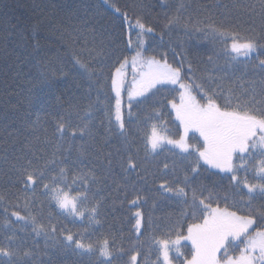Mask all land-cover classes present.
I'll use <instances>...</instances> for the list:
<instances>
[{"label":"snow or ice","instance_id":"snow-or-ice-1","mask_svg":"<svg viewBox=\"0 0 264 264\" xmlns=\"http://www.w3.org/2000/svg\"><path fill=\"white\" fill-rule=\"evenodd\" d=\"M220 7L225 14L224 20L219 24L209 23L207 31L199 27L195 30L223 38L226 64L235 62L247 66L250 60L257 62L254 69H258L259 79L247 80V86L240 84L237 88L228 85L223 76L212 74L197 82L191 76L182 75V64L173 67L166 59L162 61L155 56H146L142 37L154 33V28L139 19L135 24L139 31L134 54L130 58L123 56L118 59L109 74L105 75L103 69L97 73L77 59L76 63L90 81L89 91H96L95 101L84 110L90 119L80 117V122L76 124L70 120H58L54 129L58 142L47 159L36 155L30 144L25 145L31 158L28 154L16 156L12 164L22 177L24 189H30L33 197L38 190H42L41 194L62 213L100 225L105 197L96 198L92 187H95L96 193L102 192L103 182L112 175L115 165L120 168L125 180L135 175L145 184L149 182L148 175L155 177L160 173L167 176L171 173L176 176L175 182L165 180L160 183L157 191L161 196L170 194L178 198L187 211L181 213L183 221L178 219L161 235L151 236V258L138 247L124 249L111 233L95 242H85L83 236L67 232L60 242L63 249L79 256L88 254L90 261L98 257L95 264H264V0H259L258 4L237 3L231 7L224 4ZM116 11L119 12V9ZM122 15L127 20L126 14ZM173 23H179V17L169 21L170 25ZM128 47H132L131 40ZM209 61L215 64L212 56H209ZM192 72L189 63L188 73ZM105 89L114 94V105L105 102L106 99L111 100ZM161 93H178V99H167V106L179 129L176 134L168 130L167 121L157 106L156 100ZM150 101L155 114L147 119L157 122L141 135L140 126L136 123L140 116H134L133 110ZM100 104H103L104 117L100 121L102 135L91 118L94 110H101L96 107ZM38 122L39 117L32 126L33 132ZM134 126L136 134H133ZM66 137L70 143L63 151H71L75 140L81 142L76 149L78 155L72 161L76 175L71 176V183L69 167L64 165L63 160L57 164L58 153L62 151L61 142ZM98 138L101 141L99 147L95 143ZM113 140L118 143L115 155L111 151L104 154V146ZM93 151L97 159L103 155L107 161L102 176L92 170L85 173L79 169L80 164L92 157ZM168 152L179 156L183 180L177 175L175 159L171 163L164 160L162 166L155 163L156 171L147 167ZM53 166L59 171L56 172ZM202 168L205 172L215 170L213 175L225 174L223 178L229 181L225 206L221 207L219 202L214 201L211 192L204 196L203 191L194 186V177L200 175ZM78 181L80 187L77 189L73 185ZM152 183L155 184V180ZM129 189L134 196L130 200L132 205L138 206L141 200L147 204V194L137 190L135 181L117 183V195L122 194L125 199L129 196ZM229 198L231 205L227 203ZM112 203L115 205L116 200L113 199ZM29 207L25 201V209ZM4 212L5 232L4 242L0 243V264H45L39 259L35 241L29 247L27 239L17 237L11 217H15L17 222H30L32 232L36 237L42 236L46 242L53 239L51 233L57 231L55 226L45 227L27 211L21 215L13 210L10 216L7 215V208ZM135 216L136 243L140 244L145 218L140 210L135 212ZM189 220L191 223H188ZM152 227V215L149 213L145 231ZM184 248H188L187 253L182 250Z\"/></svg>","mask_w":264,"mask_h":264},{"label":"trees","instance_id":"trees-1","mask_svg":"<svg viewBox=\"0 0 264 264\" xmlns=\"http://www.w3.org/2000/svg\"><path fill=\"white\" fill-rule=\"evenodd\" d=\"M258 2L259 0H107V3L105 0H0V243L4 242V209L7 208L9 216L13 210L19 211L21 215H25L27 211L45 227L55 226L57 231L51 233L53 239L46 242L42 236L36 237L30 222H17L15 217H11L13 226L17 229V237L27 239L29 247L35 241L39 259L45 264L49 261L51 264H95L98 257H93L90 261L88 254L79 256L62 248L60 242L67 232L83 236L85 242H95L99 237L111 233L115 235L117 244H122L124 249L135 246L151 258V236L161 235L166 227L178 219L183 221L181 213L187 211L178 198L170 194L161 196L157 191L160 183L165 180L175 182L176 176L171 173L167 176L160 173L155 177L148 175L149 182L145 184L135 175L125 180L120 168L114 165L112 175L103 182L102 192L96 193L95 187H92L96 198L101 195L105 197L101 207V224L96 225L62 213L41 194L42 190H38L33 197L30 189H24L22 177L12 168V164L16 156L28 154L31 158L25 148L26 144H30L36 155L45 159L51 157L58 142L57 135H54L58 120H70L76 124L80 122V117L90 119L84 110L90 102L95 101L96 91H89L88 76L76 61L79 59L97 73L103 69L105 75L109 74L113 66L117 65L118 59L123 56L130 58L134 54L139 29L131 25L136 24L137 19L154 28V33L142 37L144 54L162 61L166 59L173 67L182 64V75L191 76L197 82L209 74L223 76L228 85H235L237 88L240 84L247 86L246 81L249 79H259L258 69H254L256 61H248L247 66L235 62L226 64L223 58V38L195 30L199 27L207 31L209 23L219 24L224 20L221 5L231 7L237 3L247 5ZM117 8L119 12L116 11ZM122 14H126L127 20ZM175 17H179V23L170 25L169 21ZM129 40L132 47H128ZM209 56L213 57L215 64L209 61ZM189 63L192 73H188ZM105 91L111 97L110 101L106 99L105 102L114 105V94L108 89ZM173 97L178 99V93H161L156 102L167 121L168 130L176 134L179 129L170 107L167 106V99ZM152 104L150 101L133 110L134 116H140L136 123L140 126L141 135L150 129L152 123L157 122L147 119L155 114ZM96 107L101 110H94L91 118L102 135L100 121L104 118L103 104ZM38 117L39 122L33 132L32 126ZM133 134H136L135 126ZM61 143L62 151L58 153L57 164L63 160L64 165L69 167L71 183V176L76 175V167L72 165V161L78 155L76 149L81 142L75 140L71 151H63L70 143L67 137ZM95 143L99 147L100 139ZM116 147L118 143L113 140L104 146L103 152L106 154L111 151L115 155ZM174 159L177 161V175L183 180L179 156H173L171 152L162 154L158 161L149 163L147 167L150 171H156L155 163L162 166L164 160L171 163ZM106 164L103 155L97 159L93 151L92 157L80 164L79 169L85 173L92 170L102 176ZM53 167L56 172L59 171L58 167ZM213 172L215 170L205 172L202 168L200 175L194 177V186L203 191L204 196L211 192L213 200L223 207L224 197L229 191V181L223 178L225 174L213 175ZM153 180L155 184L152 183ZM132 181L136 182L137 190L147 194V204L141 200L138 206L132 205L130 200L134 196L131 189L127 199L122 194L117 195V183L129 184ZM73 187L78 189L79 181ZM113 199L116 200L115 205L112 203ZM25 201L30 205L27 210ZM227 203L231 205V198ZM137 210L145 218L142 222L145 227L149 213L153 222V227L147 231L145 227L141 228L143 235L139 237L140 244L136 243ZM182 250L188 252V248ZM124 259L127 260V256Z\"/></svg>","mask_w":264,"mask_h":264},{"label":"rangeland","instance_id":"rangeland-1","mask_svg":"<svg viewBox=\"0 0 264 264\" xmlns=\"http://www.w3.org/2000/svg\"><path fill=\"white\" fill-rule=\"evenodd\" d=\"M131 26L135 27V24H132ZM136 28V27H135ZM128 80L130 81L131 80V74L129 73V76H128ZM126 99V97H125ZM60 210V209H59ZM61 211V210H60ZM184 251V250H183Z\"/></svg>","mask_w":264,"mask_h":264}]
</instances>
